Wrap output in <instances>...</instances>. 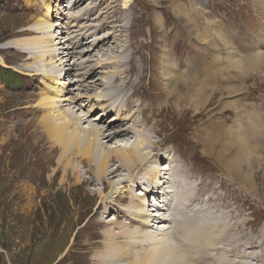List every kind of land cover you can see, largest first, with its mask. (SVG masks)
<instances>
[{
  "label": "bare ground",
  "instance_id": "1",
  "mask_svg": "<svg viewBox=\"0 0 264 264\" xmlns=\"http://www.w3.org/2000/svg\"><path fill=\"white\" fill-rule=\"evenodd\" d=\"M180 1H173L175 9L180 13V16L185 15L188 22L191 21L194 24L193 30H197V36L206 39L210 45L216 48L220 54H218L217 59L221 67L215 68L214 65H210L207 68H197L195 65H191L188 60L183 62L187 64L185 71L182 72L178 62L184 57H188V53L182 51L174 55L170 53V50H164V54L161 56V60L163 59L161 61L163 63V86L166 88L165 92L169 101L172 98L178 100L176 103L178 111L183 109L180 104L183 102L186 105H194L196 112H200L201 108L211 102V96L213 99L225 90L231 92L237 90L236 87H229L227 84V81L232 80L230 79L231 74L238 72L244 75L254 71L258 66L263 67L264 54L257 51L254 52L255 54L250 52L247 57L240 55L221 31L220 23L217 20H210L204 16L200 17L201 13L196 6H193V3L189 4V8H185ZM259 1L264 4V0ZM85 4L86 0H72L70 7L72 10H78ZM96 8L73 13L72 17L79 21L85 17V14L95 11ZM105 12L107 13L106 16L112 18L115 23L112 26V35L106 33L108 25L102 21L99 29L106 30L104 35L95 37V39L84 40L85 37L91 36L94 32H90L87 25H82L73 36L72 44L75 53L80 56L79 59H83L80 62L70 63L73 57L66 44H62L59 49L55 47V51L44 50L43 52L40 49L43 48L44 42L47 43V39L53 42L52 38H57L56 35L46 38L34 37L25 43L21 41L5 43L4 48L15 47L16 54L21 58L26 57L29 62L38 61V57L42 61L48 56L59 62L56 66L57 71H54V68L47 69L45 65H42V69L29 70L27 72L29 75H41L51 82L66 79L67 76L69 79L67 86L63 88L60 86L65 92L55 87L60 94L59 98L52 97L51 91L45 90L43 93L40 92L38 99L25 101L28 103L25 105L28 108L26 115H31V119L28 118L22 127L23 133H18L13 139L15 142L5 149L11 156V160L7 161L9 162L11 182L6 192L10 197L11 210L14 212L29 210L36 205L46 188H68L77 184L95 186L100 183L104 190H114L121 186L124 187L122 189L126 195L120 197L119 200L123 201L125 206L121 205L117 211V217L114 218L115 220H111V223L114 221L119 231H101L100 227L104 226L103 221L97 220L96 217L87 222V225L90 224L96 229L85 238L87 240L85 244L87 253L91 255L94 264H264V250L262 249L264 246L261 245L262 239L255 235L256 229L253 231L250 226L246 230V225L239 224L244 214L240 210L238 211L225 195L219 193V189L208 181L205 174L192 168L188 160L172 149L169 153L172 155L170 163L163 164L166 165L165 168L150 164L152 162L150 151L156 147L152 136L158 134V131L155 129L156 133L153 132L154 128L149 126L160 115L158 106L160 96L159 92L155 91L158 82L153 76L156 67L153 65L152 55L148 64H146L147 61L140 63L137 61L138 58L136 60L135 55L139 56L140 50L134 48L137 44L135 35L132 37L127 32L130 41L128 46L131 50L128 46L123 47L118 43L122 35H127L125 29L128 28L126 25L128 23L125 22L124 17L126 12L121 11L118 14H113L109 10ZM32 20L36 27L28 29L29 34L40 33L45 25L51 27L50 29L54 26V24L42 22V19H36L35 16L23 21L29 23ZM205 21L206 27H203ZM139 30L141 31V29ZM25 32L26 30H15L7 37L0 39L23 36ZM111 36L114 40H110ZM197 36L196 38H198ZM125 41L127 42V39ZM114 44L116 45L113 46ZM97 49L100 50L94 54ZM111 50L116 53L108 54ZM91 54L93 57L97 56V59H84L86 55ZM125 56L128 59L122 60ZM92 61L96 62L92 63ZM125 63L126 65H124ZM76 65L77 67H75ZM76 69L81 71L76 74L78 78L82 77L80 80L70 79ZM59 72H62V75ZM226 72L228 73L227 76H225ZM202 75H206L203 80H196ZM96 76H102L101 81L103 83L98 86ZM148 78L153 90L148 97L145 98L144 96L145 103H147V106L144 107L142 102L144 100L135 97L138 96V92L142 88H138L136 91L123 92L126 89H134L136 86L146 83ZM191 82L195 86L193 88L195 91L192 92L189 88ZM80 84L83 88L82 92H79V88L75 89L74 87ZM48 87H53V85H48ZM72 89L76 90L73 95ZM97 89L103 90L105 93L98 95L95 99H89V93L97 91ZM131 94L135 96L126 98ZM142 94L145 95L143 92ZM230 95L231 93L227 97ZM83 96H85V100ZM227 102L230 109L238 110V112L233 111V114L237 115L236 119L238 115L248 116V127L246 128L248 131H245L247 136L242 138L236 134V131L230 129H226L227 133L214 129L217 131L215 134L212 132L215 135V139L212 140L213 144L224 143L226 149L217 150L218 157L216 159L222 167L227 165L229 171L233 173L231 175L237 176L241 182L250 183V165L246 162L250 158L254 146H251L252 143L249 141L252 138H258L255 128L264 127V119L260 116L256 119L257 114L254 111L246 112L247 108L251 106L248 103L243 105L237 100ZM57 103L69 109L60 111V108L57 109ZM84 104L90 106L92 111H89L90 107L87 108L86 113L80 109L84 108ZM169 104L168 101L164 103V105ZM76 106L80 109V113L78 110L75 111ZM107 107H111V112L115 111L109 115L114 116L113 121L105 125L98 118H91L92 113L98 110L106 112ZM94 108L95 111H93ZM141 116L145 118L142 120ZM90 118L92 120H89ZM220 118L215 121L218 122V127L222 128L228 119L225 114L220 115ZM124 120L132 121V125H123L118 129L111 130ZM86 121H88L87 126L84 125ZM128 121L122 123L128 124ZM198 123L202 124V121ZM31 129L32 131H30ZM130 134L135 135V141L130 146L120 143L116 144V148L112 151L105 149L106 143L126 141ZM209 135L205 134V136ZM224 135H228L227 139L222 137ZM220 138H223L224 141H220ZM10 140L11 138L5 145ZM230 141L231 143H229ZM233 146H236L235 153L230 157L228 151ZM160 150L161 147L159 152L153 156L155 158L153 163L158 165L164 157V153ZM9 156L7 155L5 158ZM3 160L0 155V163ZM22 163L25 164V168L21 167ZM144 165L150 168V176L141 172L140 169ZM140 187H142V191L139 195L145 197L136 202L135 199L138 195L134 194H137L136 191L138 192ZM115 193L111 197L104 196L102 191H93L94 196L100 195L103 199L96 205L94 215L102 214L101 216H103L110 210L118 208V204L116 206L111 201L112 198H119L118 195L120 194ZM151 193L153 195L163 193L167 198L163 201H167V203L162 208L154 210V204L151 205L149 199ZM209 193H211V198L207 196ZM126 196L129 200H125ZM160 206L162 205L159 204L158 207ZM119 218L122 220L130 219L128 224L131 228L141 225L144 228L140 231L128 232L126 221L123 220V222L118 223L120 222ZM75 221L79 222L78 219ZM155 224L162 227L158 228L159 226H155ZM129 240H132L133 246L136 243L145 246L143 247L145 252L141 257L137 256L138 253L136 255L135 250L130 248Z\"/></svg>",
  "mask_w": 264,
  "mask_h": 264
},
{
  "label": "rangeland",
  "instance_id": "2",
  "mask_svg": "<svg viewBox=\"0 0 264 264\" xmlns=\"http://www.w3.org/2000/svg\"><path fill=\"white\" fill-rule=\"evenodd\" d=\"M173 1L175 0H86L85 6L78 10H72L70 7L72 0H0V38L7 37L15 30H26L23 36L0 39V155L4 159V163H0L2 165L0 166V264H94L91 255L87 253L85 246L87 240L85 238L92 231H96V229L90 224L88 226L87 222L92 221L96 217L97 220L103 221L104 226L100 227L101 231H119L114 221L111 223V220H115L114 218L117 217L119 207L121 205L125 206L124 202L119 200L120 197L126 195L123 190L124 187L121 186L114 190H104L103 185L100 183L95 186L91 184H77L68 188H46L37 200L36 205L27 211L19 210L18 212L11 210L10 197L6 194L11 182V178L9 177V162H7L11 160V156H9V152L5 149L11 143L13 144L15 142L13 139L18 133L23 131L21 129L26 124L27 119H31V115H26L28 108L25 105L28 103L25 101L35 98L38 99L40 92L43 93L45 90H50L52 97L59 98L60 94L56 91L55 87L61 89V87L67 86L69 79L67 76L66 79L51 82L41 75H29L27 73L29 70L42 69V65H45L47 69L54 68V71H57L56 66H58L59 62L54 58L52 59L51 56H48L42 61L38 57V61L33 60L29 62L26 57L21 58L16 54L17 50L15 47L4 48L5 43L9 41L17 43L21 41L25 43L34 37L42 36L46 38L51 35H56L57 38H52L53 42L47 39V43L44 42L42 45L43 48L40 49L43 52L44 50L55 51V47L59 49L62 44H66L71 50L73 57L70 63L80 62L83 59H79L80 56L75 53L72 38L82 25H87L90 28L89 31L95 33L85 37L84 40L95 39V37L104 35L106 30L99 29L102 21L108 25V31L106 33L112 35L111 30L115 23L112 18L106 16V10H109L113 14H118L121 11L126 12L124 17L125 22L128 23L126 24L128 28L125 29V34L127 35H122L118 43L126 47L130 43L128 33L132 37L135 35L134 38L137 44L134 48L135 50H140L138 53L139 56L137 54L135 55L136 60L138 58V62L145 63L147 61L146 64H148L151 58L150 56L152 55L153 65L156 67L153 76L158 82L155 91H158L160 96V99H158L160 115L149 126L154 128L153 132L156 133V130L158 131V134L156 133L152 136L156 147L150 151V159L152 161L150 164L159 167L158 164L153 163L155 159L153 156L156 152H159L160 147V151L164 153L161 161L162 165L165 164V161L170 163V157L172 155H169V153L172 150L180 153L188 160L192 168L205 174L208 181L219 189V193L225 195L231 204L244 214L242 216L243 219H240L242 223L239 222V224L246 225V230L250 226L253 228V231L256 229L255 235L262 239L261 245L264 246V127L255 128L258 138H255L256 140L252 138L249 141L252 143L251 146H254L250 153L251 159H247L246 162L250 165V183L241 182L240 179H237V176L231 175L233 173L229 171L226 164V167H222L216 157H218L219 150H226L225 145L224 143L220 144L218 142L217 144H213L212 142L215 139L214 134L217 130H220L222 133H227L226 129H230L236 131V134H239L242 138L243 136H247L245 135V131H248L246 129L248 127V116L238 115L236 119L237 115L233 114V111L238 112V110L235 108L230 109L227 101L237 100L243 105L244 103H248L251 105V108L248 107L246 112L254 111L257 114L256 119L259 118L258 116L264 119V66L261 68L258 66L254 71H250V73L244 75L238 72L231 74L230 79L232 80L230 82L227 81V84L229 87H236L237 90L234 92L225 90L219 95H216V97H213V99L211 96V102L204 108H201L200 112H196L194 105H186L183 102L180 103L183 109L178 111L176 105L178 100L172 98L169 101L165 92L166 88L163 86V63H161L163 61V59L161 60V56L164 54L163 51L170 50V53L174 55L182 51L188 53V57L186 56L178 62L182 72L185 71L187 64L183 62L188 60L191 65H195L197 68H207L210 65H214L215 68H220L221 65L217 59L219 52L206 39L197 36V30H193L195 28L194 24L191 21L188 22L185 15H183L184 17L180 16V13L174 7L175 3ZM180 2L185 8H189V4L191 5L193 3V6H196L201 13L200 17L204 16L210 20H217L220 23L221 31L240 55L247 57L250 52L255 54L257 51L264 54V4H261L259 0H181ZM93 7H97L95 11L85 14V17L79 21L72 17L73 13L89 11ZM32 16H35L39 20L42 19L41 21L46 24H54V26L50 29L51 27L45 25L40 33L29 34L28 29L35 28V22L32 20L29 23H25L23 20L30 19ZM57 23L58 25H55ZM203 27H206V21ZM125 39H127V42H124ZM110 40H114L113 36H111ZM99 50L97 49L94 54ZM113 53L115 54L116 52L112 50L108 52L110 55ZM99 54L101 55V53ZM88 58H94L96 60L97 56L93 57V54L86 55L84 59ZM126 59H128L127 56L122 60ZM95 62L92 61V63ZM4 69H8L9 71L6 72ZM80 72L76 69L73 76H70V79L80 80L82 77L78 78L76 75ZM13 75L17 82L12 79L13 77L11 76ZM60 75H62V72ZM227 75L228 73L226 72L225 76ZM32 76L37 77L33 78ZM96 77L98 86L100 83H103L101 81L102 76ZM204 77L206 75H202L196 80L201 81ZM148 80L149 78L146 83L140 84L141 86L138 85L134 89H126L123 93L142 88L138 92V96L131 94L126 98H130V96H135L139 100L142 98L144 101H141L144 107H146L147 103H145V98L153 90ZM191 84L189 88L192 92L195 91L193 89L195 86L192 82ZM48 85H53L54 88L48 87ZM74 87L75 89L79 88V92L83 91L81 84ZM61 90L65 92L64 89ZM71 92L73 95L76 93V90L72 89ZM104 93L105 91H99L97 89V91L90 92L88 98L92 100ZM229 93L231 95L227 97ZM84 98L85 96H83ZM167 101L170 104L164 105ZM80 102L83 103L82 100ZM160 103L161 105H159ZM56 105L58 107L57 109L60 108V111L69 109L60 103ZM89 107L84 104V108L80 109H83L86 113ZM107 108L105 110H109L110 114L115 113V111L111 112V107ZM80 109L77 106L75 107V111L78 110L79 113L81 112ZM89 111H92L91 107ZM93 111H95V108ZM110 114L98 110L92 113L91 118H98V120L103 121L107 125L113 118L108 116ZM222 114H225L228 122L226 121V124L220 128L218 127V122L215 120L221 119L220 115ZM91 118L89 120H92ZM144 118L141 116L142 120ZM124 121L126 123L128 120ZM124 121H120L121 123L111 130L118 129L123 125H132V121H128V124H123L122 122ZM200 121H202V124L198 123ZM84 125L87 126L88 121ZM205 134L210 135L205 136ZM222 137L227 139L228 135ZM10 138L11 140L5 145ZM134 141L135 135L130 134L126 141L106 143L105 149L112 151L116 148V144L121 143L122 145L128 144L130 146ZM220 141H224V139L220 138ZM159 144L160 146H158ZM236 146L229 149L228 156L231 157L234 155ZM110 153L113 154V152ZM7 155L9 157L5 158ZM162 165L160 167L163 168L165 165ZM21 167L25 168V164L22 163ZM140 170L144 172V175L150 176L151 174L148 166L144 165ZM141 188H138L139 191H136L137 194H134L138 195L135 199L136 202L141 200L142 197H145L144 195H139L140 191H142ZM93 191H102L104 196L108 195L111 197L115 192V194H120L118 195L119 198H112L111 200L116 206L118 204V208L110 210L109 212L105 209L107 213H103V216H101L102 214L94 215L96 205L103 199L100 195L94 196ZM207 196L211 198V193ZM125 200H129L127 196ZM79 214L81 215L80 218ZM76 219L79 222L75 221ZM123 220L126 221L128 232L140 231L144 228L142 225L131 228L128 224L130 223V219L126 218ZM123 220L119 218L120 222L118 223L123 222ZM163 225L165 226L166 224ZM155 226H159L158 228L162 227L157 224ZM255 239L257 238L255 237ZM136 244V247L133 246L132 240H129L130 248L133 251L135 250L136 255L138 253L137 256L141 257L143 252H145L143 251V247L145 246L141 243ZM262 249L264 250V247Z\"/></svg>",
  "mask_w": 264,
  "mask_h": 264
},
{
  "label": "trees",
  "instance_id": "3",
  "mask_svg": "<svg viewBox=\"0 0 264 264\" xmlns=\"http://www.w3.org/2000/svg\"><path fill=\"white\" fill-rule=\"evenodd\" d=\"M4 71H6V72H8L9 70L7 69H4ZM0 72H1V70H0ZM11 77H13L12 79L15 81V82H17V80H16V78H14V75L13 76H11Z\"/></svg>",
  "mask_w": 264,
  "mask_h": 264
}]
</instances>
